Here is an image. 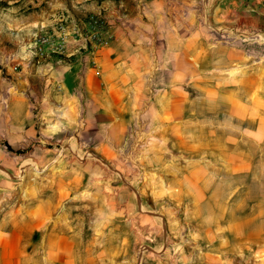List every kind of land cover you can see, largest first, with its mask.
<instances>
[{
  "label": "rangeland",
  "instance_id": "374dc122",
  "mask_svg": "<svg viewBox=\"0 0 264 264\" xmlns=\"http://www.w3.org/2000/svg\"><path fill=\"white\" fill-rule=\"evenodd\" d=\"M232 1L228 7L229 0H194L193 8L181 4L171 12L179 18L175 26L161 21L164 54L151 60L143 98L128 90L124 113L101 114L106 130L95 142L87 137L99 127L53 137L40 128L25 149L17 147V132L7 137L18 149L0 152V264H264V11L255 8L257 0ZM47 6L48 0H0V33L17 37V20L23 24ZM152 11L146 16L156 23ZM192 17L194 73H174L169 34L177 29L188 37ZM63 28L68 30L57 26ZM96 28L94 34L101 31ZM36 31L33 43L23 40L17 47L30 48L33 56L45 50L63 57L69 50L68 39L46 27ZM218 65L221 72L228 66L226 86L204 78ZM209 103L219 104L214 119L196 110ZM205 117L212 123L197 125L198 135L186 139L188 123ZM154 124L164 131L153 132ZM181 153L184 159L176 164ZM228 183L239 188L228 201L234 207L214 208L223 219L218 227L202 228L198 206L215 204L213 193L222 196L217 189L226 191ZM177 229L188 243L170 257L173 245L181 244Z\"/></svg>",
  "mask_w": 264,
  "mask_h": 264
},
{
  "label": "crops",
  "instance_id": "0c3cea01",
  "mask_svg": "<svg viewBox=\"0 0 264 264\" xmlns=\"http://www.w3.org/2000/svg\"><path fill=\"white\" fill-rule=\"evenodd\" d=\"M234 3L229 0L228 7ZM181 4L193 8L194 0H48L45 9L30 14L23 24L17 20L13 25L20 29L17 37L0 33V152L5 146L13 150L25 149L38 136L44 125L45 93L52 83L55 84L52 96L56 95V85H59L61 94H68L66 99L83 88L89 99L95 98L99 102L100 115L124 113L127 99L131 96L128 90H138V99L143 98L140 90L145 86V74L148 76L152 72L151 60L164 54L160 46L162 41L166 42L165 38L162 40L161 21L169 20L175 26L174 21L179 18L171 16V12L182 9L184 6ZM255 8L264 11L262 0H257ZM147 10H153L156 23H151L150 17L146 16ZM97 24L101 27L98 34L106 36L102 44L93 40ZM59 25L66 26L68 30L63 28L59 32ZM42 27L52 30L53 35L68 39L69 50L63 53V57L45 50L33 56L30 48L20 49L26 42L23 40L33 43V35ZM76 27L82 30L81 34L71 33V29ZM180 32L176 29V35L169 34L168 38V50L177 60L173 72L193 74V17L189 36ZM108 35L112 36L110 40ZM21 42L20 48L17 47ZM69 55L73 58L68 59ZM13 84L17 94H13ZM38 99L40 104H37ZM55 108L56 105L50 102L49 110L55 111ZM20 127L23 131L17 132L18 148H15L7 137L11 135L12 128ZM32 147L39 145L33 144Z\"/></svg>",
  "mask_w": 264,
  "mask_h": 264
},
{
  "label": "clouds",
  "instance_id": "9594fccd",
  "mask_svg": "<svg viewBox=\"0 0 264 264\" xmlns=\"http://www.w3.org/2000/svg\"><path fill=\"white\" fill-rule=\"evenodd\" d=\"M261 44H264V39H261L259 41ZM250 58V57H248ZM70 68V66H67ZM225 71L221 72L219 65L216 68H213L212 72L210 73H204V78L208 81H214L217 82L221 86H226L227 83H230L231 81L228 79V71L227 68L228 66L225 65ZM235 67L239 68V65H236ZM52 83V82H50ZM160 83H163V79L160 80ZM172 86V85H168ZM55 89V84L52 83V87H50L47 92L45 93V100L43 102V106L45 108V114L42 117V123L46 124V128H42V135L46 137H53L58 133H64L67 134L69 131L71 132H76L78 129H82L85 132L88 131L89 128H95L99 127L100 131L97 132V135L91 136L89 135L87 139L90 142H95V139L99 136H103L105 129L104 125V119L100 115V105L95 98L89 99L87 93L83 88L79 89L76 91L72 97L67 99L68 94L66 92H56L55 96H52V93ZM157 96H159V93H156ZM198 100H206L207 97L203 96H198ZM220 101L222 102L224 97L221 96ZM52 103L54 106L58 105L56 107V110H49V103ZM41 101L38 99L37 104H40ZM219 107V104H211L209 103L208 105H198L197 106V111L201 112L203 114L204 112L212 113L213 114V119L215 118V111ZM195 115V112H194ZM212 121L209 120L207 117H205L204 120H197L194 123L189 122L188 127L192 129V131H188L186 133V139L188 140H194V137L198 135L200 129L197 128V125H204V124H211ZM227 123V120H226ZM217 127H224V125H217ZM12 132H22L23 128H12ZM152 131H164V125H153L152 126ZM195 142V141H194ZM161 144L166 143V141L161 140ZM175 148V145H173ZM157 151H160L159 148L156 149ZM164 152H167L169 156L172 155L171 152L168 151L167 148L163 149ZM184 159L183 153L177 155L174 157V162L176 164H179L181 160ZM203 159V157H201ZM165 167H168V165H165ZM256 177H253V180H256ZM241 186L242 182H241ZM9 187H11L9 185ZM227 190L224 191L221 188H218L217 191L222 192V196H217L216 193H213V199L216 200L217 202L210 203V202H205L203 205L198 206L196 210V215L202 217V228L207 227L211 228L212 225L215 223L216 226L218 227L219 221L223 219L222 214H217L214 212V208L216 207H221L225 211H231V209L234 207L233 205H229L228 201L232 199L234 195H236V192L239 191V188H233L232 184L228 183L226 184ZM2 190V189H0ZM255 190V185L252 186L250 191ZM8 194L5 193V196ZM259 195L262 198L261 199V204L264 205V184L260 185V191ZM222 199V203H220ZM3 203V200H0V204ZM192 201H189V204H191ZM261 225L264 226V221H261ZM175 234L180 235V230L177 229ZM191 235V233H189ZM196 237H194L195 239ZM180 241L181 244L179 245H173V249L170 250L169 256L173 254V252H182L181 245L184 243H188L183 237V235H180ZM198 247V245H197ZM261 247H264V245H261ZM209 248H211V245L209 244ZM216 251H219L217 249ZM251 251V250H250ZM42 253H46V249H41ZM223 254V253H221ZM241 256H243V253H239ZM180 259L187 260L186 257L181 256ZM246 259H251V257H247Z\"/></svg>",
  "mask_w": 264,
  "mask_h": 264
},
{
  "label": "built area",
  "instance_id": "2783aa9c",
  "mask_svg": "<svg viewBox=\"0 0 264 264\" xmlns=\"http://www.w3.org/2000/svg\"><path fill=\"white\" fill-rule=\"evenodd\" d=\"M111 35H108L107 36V39L108 40H110L111 39ZM63 38V40L65 39V37H62ZM94 38L100 43V44H102L104 41H105V39H106V37H104V36H102V35H100V34H95L94 35Z\"/></svg>",
  "mask_w": 264,
  "mask_h": 264
},
{
  "label": "trees",
  "instance_id": "16d2710c",
  "mask_svg": "<svg viewBox=\"0 0 264 264\" xmlns=\"http://www.w3.org/2000/svg\"><path fill=\"white\" fill-rule=\"evenodd\" d=\"M10 149V151H14L11 147H8ZM16 153H20V151H16Z\"/></svg>",
  "mask_w": 264,
  "mask_h": 264
}]
</instances>
